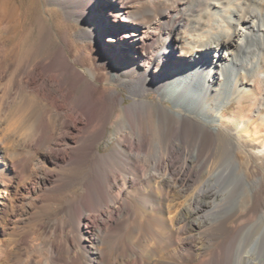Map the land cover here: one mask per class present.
I'll return each instance as SVG.
<instances>
[{
  "label": "bare ground",
  "instance_id": "6f19581e",
  "mask_svg": "<svg viewBox=\"0 0 264 264\" xmlns=\"http://www.w3.org/2000/svg\"><path fill=\"white\" fill-rule=\"evenodd\" d=\"M42 1L15 59L11 12L0 264H264V0Z\"/></svg>",
  "mask_w": 264,
  "mask_h": 264
},
{
  "label": "rangeland",
  "instance_id": "374dc122",
  "mask_svg": "<svg viewBox=\"0 0 264 264\" xmlns=\"http://www.w3.org/2000/svg\"><path fill=\"white\" fill-rule=\"evenodd\" d=\"M44 3L45 2L42 0H0V17L3 19L2 21H0L1 22L0 27L2 28V30L0 28V70L5 74L8 73L7 75H5L6 77H4V79H0L1 92L5 91L4 89L7 87L8 85L7 82L9 80V76L11 75V12L12 14L18 13L21 15L20 21L17 22V24L13 27L14 31H16L13 40L16 41L20 36L21 34L20 27L22 24H26L25 26L28 29L24 41L18 47V49L14 50L12 53V56L15 59L19 57L21 54H23L26 50L33 48L36 45L38 46L39 43L37 42L38 36L35 29L36 24L34 23L36 22V19L40 16V14H42L44 17L46 16L45 19L47 20L48 25L53 26L55 31H58L57 26L52 23V22L55 23V19H56L54 13L52 12V9L54 8V6L56 8L58 7V9L60 7L56 5L53 6ZM47 13L50 15H48ZM97 30H99L102 34V37L106 39L107 34L102 33V24L100 22H99V26L97 27ZM54 35L55 36H53L52 41H55V37L57 39L56 33H54ZM117 90H119L124 96L126 95L124 88L117 87ZM156 97L157 94L151 91L149 98L156 101ZM129 100L130 99L125 97V102H128ZM149 124H151V121ZM114 128L115 127H111L106 134V141L108 142V145H105L104 143L100 144L101 151H108L113 145L112 138L114 136L113 134Z\"/></svg>",
  "mask_w": 264,
  "mask_h": 264
}]
</instances>
